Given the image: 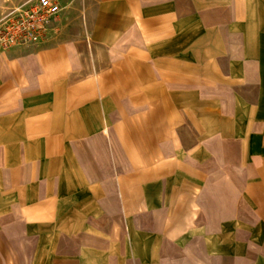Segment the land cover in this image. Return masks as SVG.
<instances>
[{"label":"crops","instance_id":"1","mask_svg":"<svg viewBox=\"0 0 264 264\" xmlns=\"http://www.w3.org/2000/svg\"><path fill=\"white\" fill-rule=\"evenodd\" d=\"M90 14L103 60L83 82L39 84L70 75L56 44L27 58L32 86L20 54L15 93L0 86V260H46L89 223L120 246L151 231L178 264H264V0Z\"/></svg>","mask_w":264,"mask_h":264},{"label":"rangeland","instance_id":"2","mask_svg":"<svg viewBox=\"0 0 264 264\" xmlns=\"http://www.w3.org/2000/svg\"><path fill=\"white\" fill-rule=\"evenodd\" d=\"M38 0H0V86L11 95L17 82L15 73L16 62L12 61L24 55L26 89L32 86L33 77L30 76L27 58L34 53H42L49 47L64 44L67 47L66 70L63 75H50V71L44 67L35 78L44 87H53L56 83L83 82L87 73L94 70L93 59L96 65L102 62L103 53L91 42L88 28L90 20V7L92 0H60L61 10L49 17L42 18L37 10ZM85 4V7H84ZM85 19L87 22H85ZM72 52V63L69 52ZM73 65V69H72ZM63 68V67H62ZM77 73V74H76ZM29 81V82H28ZM32 97L26 96V101ZM10 227H15V222L10 221ZM88 235H79L68 244L66 251L51 252L44 260V255L35 258L30 257L32 249L30 244L20 248L24 250L26 264H178L175 252L170 251L171 246L162 241L151 231L141 227H133L129 231L125 228L122 246L111 237L99 234L96 226L84 223L80 224ZM73 239V237H72ZM107 245V247H106ZM133 247V249L131 248ZM23 258V256H21ZM0 260V264L7 263ZM13 261V260H12ZM13 264H25L23 261H13ZM185 264H193L191 259H185Z\"/></svg>","mask_w":264,"mask_h":264},{"label":"built area","instance_id":"3","mask_svg":"<svg viewBox=\"0 0 264 264\" xmlns=\"http://www.w3.org/2000/svg\"><path fill=\"white\" fill-rule=\"evenodd\" d=\"M36 14L42 15V18L57 14L61 10L60 0H38Z\"/></svg>","mask_w":264,"mask_h":264},{"label":"bare ground","instance_id":"4","mask_svg":"<svg viewBox=\"0 0 264 264\" xmlns=\"http://www.w3.org/2000/svg\"><path fill=\"white\" fill-rule=\"evenodd\" d=\"M84 7H85V4H84ZM85 22H87V20L85 19ZM93 64H94V67H95V60L93 59Z\"/></svg>","mask_w":264,"mask_h":264}]
</instances>
